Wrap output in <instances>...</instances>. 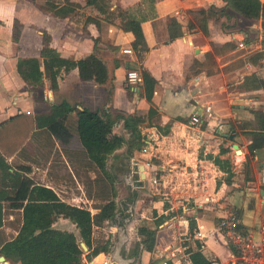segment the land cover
I'll return each mask as SVG.
<instances>
[{
	"label": "crops",
	"instance_id": "0c3cea01",
	"mask_svg": "<svg viewBox=\"0 0 264 264\" xmlns=\"http://www.w3.org/2000/svg\"><path fill=\"white\" fill-rule=\"evenodd\" d=\"M108 1L109 8L115 9L112 20L105 19L96 9L85 11L86 0H45L43 5L42 0H0V122L20 112L30 111L34 117L38 113H48L52 103L62 99L78 108L119 111L123 116L115 122L113 129L123 133L125 141L114 156L125 155L127 149L131 151L128 157L125 155L130 169L125 179H136L133 172L139 162L135 153L144 152L143 143L150 142L141 135L143 130L139 129L140 134L136 131V119L144 121L148 118L150 102L141 93L142 85L137 89L132 87L129 96L126 71L145 67L156 78L152 93V102L157 109L156 126H149L156 140V175L166 182L172 172H164V169L183 160L182 167L188 168L183 189L189 200L181 205L183 214L172 210L178 201L164 203L156 194V199H148L156 200V209H152L151 215L139 205L135 228L142 223L153 227L156 244H160L169 238L164 228L166 222L173 223L172 233L187 234L188 217L191 216L195 220L194 229L200 228L203 235L200 240L192 238L189 232L188 236L184 235L189 238L188 248H195L196 242L200 241L201 250L210 261L213 255L214 259L225 261L233 256L234 248L217 227L222 215L230 209L236 210L239 223L252 233L254 239H258L264 229V189L261 186L264 182V145L256 148L251 158L253 178L244 179L243 160L251 138L244 132L247 128L232 125L234 122H253L250 109L264 108L263 29H258L256 47L247 50L246 61H237L235 50L239 46L231 41L229 31L215 24V16H208L204 32L198 24L191 23L186 12L188 8L208 3L221 6L224 0ZM52 2L55 5H49ZM53 8L64 15L54 13ZM120 8L140 19L147 44L141 57L131 45L132 32L119 25L117 11ZM86 14L99 19V25L92 20L85 21ZM225 16L224 12L218 20ZM15 28L18 29L17 38H14ZM43 31L49 35L48 44L64 56L77 58L94 51L106 65L107 80L98 82L81 78L76 66L67 70L61 67L56 86L51 87L47 68L39 54L44 44ZM234 31L237 40L241 34ZM123 47L130 50L124 51ZM207 106L209 110L205 109ZM194 111L200 112L199 124L189 123ZM132 131L136 134L130 135ZM233 142H237L240 152H236ZM220 148L224 150L220 151ZM216 157L218 161L214 160ZM5 158L13 166L28 164L24 174L32 181L52 187L62 199L82 204L92 212L112 195L110 182L88 157L79 139L75 110L56 115L45 124L35 122L24 143ZM148 163H143L145 176ZM129 196L120 197L124 198L127 206L124 210L128 212L118 218H123L127 235L122 246L128 240L126 223L132 220V206L139 200L137 193L131 200ZM198 204L204 208L195 209L193 205ZM119 205L118 208L123 207L122 203ZM60 223L69 227L64 221ZM104 223L108 227L107 233L102 229ZM96 227L110 236L112 244L109 250L99 251L85 264H117L110 258L107 263L101 261L107 255L109 257L117 239L115 224L105 220ZM120 252L131 257L128 264L159 262L153 258L152 251L144 247L135 255L126 254L122 247Z\"/></svg>",
	"mask_w": 264,
	"mask_h": 264
},
{
	"label": "trees",
	"instance_id": "16d2710c",
	"mask_svg": "<svg viewBox=\"0 0 264 264\" xmlns=\"http://www.w3.org/2000/svg\"><path fill=\"white\" fill-rule=\"evenodd\" d=\"M233 10L247 17L264 18V1L262 0H224ZM108 0H86L84 10L96 9L98 13L104 14V18L112 20L115 9L109 8ZM49 5H55L53 2ZM51 8V7H50ZM201 6L199 9L204 10ZM54 13L64 15L58 9H52ZM222 10H219L221 12ZM119 25L124 30H130L133 34L131 45L138 57L142 56L147 44L140 25V19L129 14L124 9H119ZM224 12V11H223ZM92 20L99 25V19L93 15L86 14L85 21ZM206 22L202 24V30L206 32ZM264 44V21L261 23ZM18 29H14V38H17ZM49 35L43 31V46L40 48L42 64L47 68L50 86L55 87L57 74L61 67L65 70L76 66L81 78H92L98 82L106 81L108 78L107 68L104 61L94 52L84 56L70 58L59 53L48 44ZM142 77V95L150 102L149 116L152 118L157 114V109L152 102V93L156 78L145 68L140 67ZM252 76V74L250 75ZM129 86V85H128ZM129 96L132 87L129 86ZM75 110L76 131L84 146L88 157L94 161L102 174L110 181L112 195L108 197L100 208L90 211L82 204L71 203L62 199L55 190L39 182H34L24 174L29 165L19 163L13 166L5 156L13 154L27 139L34 124H45L50 122L56 115L70 113ZM253 122L242 121L239 126L245 127L244 132L250 135L248 153L243 160L244 179L253 178L251 158L255 149L264 145V108H251ZM123 113L91 109L88 107H74L67 100L62 99L52 103L48 113H38L35 117L32 112H20L0 122V225L3 222L4 206L20 208L21 221L16 232L0 244V254L9 263L14 264H85L101 250H109L112 239L109 235L101 233L94 234V228L103 224L105 220L123 223V218L128 212L124 198L115 199L116 189L113 184V173L108 169L107 159L110 155H117L116 149L125 141L123 133L114 131L113 126ZM143 119L137 118L136 121ZM156 126V122L150 123ZM167 130V129H166ZM165 130V131H166ZM224 150L220 148V151ZM131 151L127 149L125 155L128 157ZM214 160L218 161L217 157ZM231 172V171H230ZM217 183V182H216ZM264 189V182L262 183ZM128 199L134 198L136 192L132 191ZM122 203L123 207L118 208ZM65 217L73 225L64 227L55 225L57 217ZM161 219L163 217L161 216ZM158 219L159 221L161 220ZM195 227L193 217H188V232L192 233ZM237 227L244 229L238 222ZM139 236L137 242L128 247L124 252L135 255L138 245L151 249L155 240V229L146 223L136 226ZM83 241L86 248L81 245ZM200 241L196 242L195 248H189L190 264H208L210 259L199 248Z\"/></svg>",
	"mask_w": 264,
	"mask_h": 264
},
{
	"label": "rangeland",
	"instance_id": "374dc122",
	"mask_svg": "<svg viewBox=\"0 0 264 264\" xmlns=\"http://www.w3.org/2000/svg\"><path fill=\"white\" fill-rule=\"evenodd\" d=\"M44 2H45V0H42V5ZM201 6H203V5H197L195 7L188 8L186 10V12L191 17V23L192 24H198L200 27H202V24L204 22H206V20L208 19V16L213 15L216 17L215 18V20H216L215 24L220 25V27L223 30H225L226 32L229 31L231 41H233L235 43V45H237V46H239V45L237 44V40H235L233 33H235L234 30H237L236 32H238V33L240 31V34L242 36V40L244 43L242 46H239L235 50L236 55H238L236 60L237 61L241 60V61L245 62L246 61L245 59H247L246 53H249V51H247V50L252 51V49H255V47H256V42H257V39H258L259 33H260V31L258 29L262 30L263 27H262L261 23L264 21V18L263 17L255 18V17L243 16L240 13L233 10L226 3H224L221 6H215L212 3H208V4H206V6H203V7H205L203 11L199 9ZM219 10H222V11L219 12ZM223 11L226 13V16L224 18H222L221 20H218V18H219L218 16H220L221 14H224ZM77 14H81V12L80 13L78 12ZM77 14H75V16ZM77 16H79V15H77ZM234 35H236V34H234ZM236 36H238V35H236ZM136 69L139 71V67H136ZM136 122H137V124L135 126L136 131H138L140 134L139 129L143 130L141 135L143 134V136L150 141L149 143H148V141L147 142L145 141L143 143L141 148L144 150V152L142 151L140 153L137 151L135 153V155L137 157V159H136L137 162H139V163L142 162L144 164H146V162H149L148 163V172L146 173V176L144 178L139 176L140 170L136 166V170H135V172H133L136 179L130 180L128 178L129 180H126L125 176L130 173V169L128 168V165H127L128 162L125 160V155L123 154V155H120L119 157H115V156L110 155L108 157L109 159H107L108 169L113 173V176H114L113 184H114V187L116 189L115 199L128 196V195H130V193L132 191H135L137 193L136 198L139 199V200L137 199L138 200L137 203L135 202L136 204L134 203L135 206H132L133 210H132V214H130L132 220L129 223H126L127 232L129 233V236H128V240L126 241L125 245L122 246V248L124 250H126L127 247L133 246L139 238V237L137 238V233H136V228H135V221H137V219H135V217L137 215V209L141 208V207H139L140 204H141V206H144L146 213L151 215L152 209H156V204H155L156 200L150 201L148 199L149 198L156 199V194H158L159 196H161L164 203L171 204L174 201H178L172 210H173V212H175V210H177V212L184 214V211H182L181 205L184 203L186 204V202L189 200L188 196H185V192L183 189V187L185 186V182H187L186 178H185V173H186L185 171H186V169L188 170L187 167H186V169H184V167H182V165L185 163V162H183V160L177 161L176 163H178V164H174L170 167L168 166L166 169H164V172H172V174L169 173V176H168L169 180H167L166 182H163L161 177L156 175V140H155L154 133H152L153 130L149 128L150 123L156 122V114L152 118H147L144 121H136ZM238 123L239 122H234V124H232V125L234 127H236V126L239 127ZM133 133H134L133 131L130 132V135H133ZM135 134L136 133H134V135ZM188 167H190V166H188ZM152 177H155L157 179V181L152 182L151 181ZM139 179H142L141 183L138 181ZM177 183H178V186H177ZM173 185H176L175 188L173 187ZM153 206L155 208H152ZM193 206H195V209H197V208L203 209L204 208V206H202L200 204L193 205ZM155 213H156V211H155ZM213 215L215 216V214H213ZM153 218H155V222H156V215L153 216ZM20 220H21L20 208L5 206V209L3 212V222L0 225V242L3 239H7V238L11 237L16 232V229L18 228V226L20 224ZM61 221H64L65 224L68 225L69 227L74 228V225L71 224L69 220H62L61 216L57 217V219L55 220V225H58V226L64 225V224L60 223ZM162 222H164V220ZM102 229H103L104 233L109 232L108 227L105 226V223H104V227ZM193 232H194V229H193ZM193 232L190 234H193ZM94 234L97 236L101 235L98 227L94 228ZM181 235H182V237H184V235L188 236V232H187V234L182 233ZM185 241L188 243L189 238H186ZM155 242H156V231H155ZM141 248H142V246H141V244H139L138 249L141 250ZM152 248L150 250H152ZM214 258H215V256L213 255L211 259H214ZM0 264H5V263L2 260H0ZM14 264H17V263H14ZM133 264H134V262H133Z\"/></svg>",
	"mask_w": 264,
	"mask_h": 264
},
{
	"label": "built area",
	"instance_id": "2783aa9c",
	"mask_svg": "<svg viewBox=\"0 0 264 264\" xmlns=\"http://www.w3.org/2000/svg\"><path fill=\"white\" fill-rule=\"evenodd\" d=\"M242 36L237 38V44L243 45ZM124 51L130 50L129 47H123ZM127 83L137 89L140 87L142 77L140 72L131 68L126 71ZM209 110V106L205 107ZM201 122L200 112L194 111L190 114L189 123ZM152 182H156L157 179L152 177ZM239 222L238 214L236 210L230 209L226 214L222 215L217 222V227L221 230L223 236L227 241H230L234 248L233 256L221 261L219 259H212L208 264H264V229L262 230L258 239L252 237V233L245 229L237 227ZM173 223H165V232L169 235L168 239L163 240L160 244H156L154 240L152 255L154 259H157L158 264H188L189 262V248L185 241V237H182L181 232L172 233L170 227ZM202 230L195 228L192 234V238L201 239ZM202 242H200L199 248L201 249ZM108 255L102 258L103 263L108 262Z\"/></svg>",
	"mask_w": 264,
	"mask_h": 264
},
{
	"label": "water",
	"instance_id": "95a60500",
	"mask_svg": "<svg viewBox=\"0 0 264 264\" xmlns=\"http://www.w3.org/2000/svg\"><path fill=\"white\" fill-rule=\"evenodd\" d=\"M237 145H238L237 142H233V146L235 147L236 152H240V148ZM138 168L140 170V176L144 178L145 172H144L143 163H139ZM139 180H140L139 182L141 183L142 179H139ZM262 192H263V189H262ZM112 223L115 224L116 229H117V239L114 243L113 248L109 252V258L112 261L116 262L117 264H128L131 257L123 256L122 253L120 252L122 244L127 237L126 233L124 232V226L122 225V223H118V222H112ZM80 243L83 248H86V245L83 241H81ZM0 260H2L5 264H10L8 260L4 258V255L2 254H0Z\"/></svg>",
	"mask_w": 264,
	"mask_h": 264
}]
</instances>
